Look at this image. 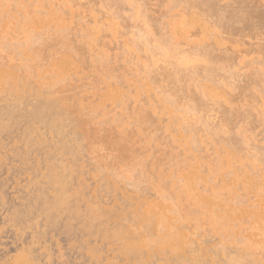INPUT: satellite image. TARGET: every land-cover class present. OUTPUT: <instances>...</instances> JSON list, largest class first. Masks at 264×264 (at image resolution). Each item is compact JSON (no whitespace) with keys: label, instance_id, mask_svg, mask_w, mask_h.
<instances>
[{"label":"clouds","instance_id":"obj_1","mask_svg":"<svg viewBox=\"0 0 264 264\" xmlns=\"http://www.w3.org/2000/svg\"><path fill=\"white\" fill-rule=\"evenodd\" d=\"M149 2L0 0V264H264V0Z\"/></svg>","mask_w":264,"mask_h":264},{"label":"rangeland","instance_id":"obj_2","mask_svg":"<svg viewBox=\"0 0 264 264\" xmlns=\"http://www.w3.org/2000/svg\"><path fill=\"white\" fill-rule=\"evenodd\" d=\"M145 7L151 9L152 5L149 2V0H144ZM103 4L104 8H109L113 11L114 16H119L122 24L125 21V17H123V12L129 11V7L127 3H125V0H75L74 6H78L80 8L85 9L84 15L86 16V20L89 24H101L104 25L103 28L100 29V40L99 44L101 47L108 46L105 43V40L111 39V34L106 31L108 25L106 20L109 18L108 12L104 10V8H101L100 5ZM114 6V8L112 7ZM192 7H195L198 9V11L205 13V14H215L216 8L218 7V0H189V10H191ZM92 11H95L98 15L97 18L93 19L91 13ZM67 14V12H66ZM79 15V14H78ZM130 20H128V25L130 26ZM115 45H112L110 50H114ZM239 100V96H238ZM243 102L242 100L240 101ZM251 103V100L248 101ZM253 115V121H256L255 114ZM258 122L254 124L253 130H255V127H258ZM20 131H23V128H19L18 130H14V133ZM4 139H8V134H5ZM44 153V160L43 163L45 166H47L49 163L55 164V159H49V153L50 150L48 149H42ZM70 151V149H69ZM30 163V161L25 157L21 156L20 159L16 160L15 167L11 168V174L9 175V166L5 165L3 168V171L0 172V188H5V185L8 184L9 181L12 183H16L18 180L23 183L24 180L28 178L29 169L27 165ZM6 177V178H5ZM5 190H7L5 188Z\"/></svg>","mask_w":264,"mask_h":264}]
</instances>
